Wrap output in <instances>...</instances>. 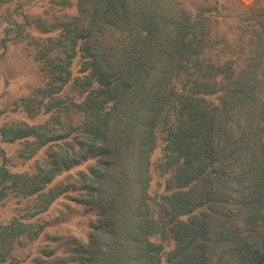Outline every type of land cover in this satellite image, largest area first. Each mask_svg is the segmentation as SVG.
<instances>
[{
	"label": "rangeland",
	"instance_id": "obj_1",
	"mask_svg": "<svg viewBox=\"0 0 264 264\" xmlns=\"http://www.w3.org/2000/svg\"><path fill=\"white\" fill-rule=\"evenodd\" d=\"M144 7L151 20L132 18L130 10L126 21L105 0H0V264H86L94 251L103 232L88 195L92 183L83 175L96 167L86 143L97 115L86 105L97 97L98 119L104 120L120 90V73L115 64L107 66L110 54L139 44L140 30L158 42L146 51L154 59L160 44L166 48L163 36L172 26L191 24L193 47L181 66L172 64L160 88L165 92L160 101L169 103L161 104L163 112L187 95L201 97L194 104L212 111L213 119L228 118L224 129L237 149L231 162L251 160L241 146L248 138L250 151L264 160V114L250 119L234 92L246 71L264 78V0H159L155 11ZM172 14L182 19L172 20ZM102 64L113 91L102 92L107 86L98 74ZM170 119L161 114L154 130L151 197L166 193L167 183L176 184L161 170ZM222 143L214 139L209 145ZM153 199L149 206L157 218L160 206ZM149 240L162 243L160 259L169 264L174 241L156 232Z\"/></svg>",
	"mask_w": 264,
	"mask_h": 264
},
{
	"label": "trees",
	"instance_id": "obj_2",
	"mask_svg": "<svg viewBox=\"0 0 264 264\" xmlns=\"http://www.w3.org/2000/svg\"><path fill=\"white\" fill-rule=\"evenodd\" d=\"M129 4L133 5L132 18L146 21L151 19L145 4L155 11L159 0H105L118 18L127 17ZM171 18L182 19L175 14ZM167 22L170 21L165 17V27ZM190 25L174 27L169 23L172 27L163 36L166 48L160 44L159 58L154 59L146 51L154 49L158 42L148 37L150 33L133 30L140 43H132L127 52L112 51L107 63L115 64L114 69L120 73L116 79L120 90L104 120L98 119L96 109L101 106L96 103L97 97L89 98L91 104L86 107L97 118L89 124L87 136L91 143L86 145L96 167L83 178L92 183L88 195L91 205L99 211L103 234L86 264H163L159 254L162 243L157 245L149 240L155 232L163 241L172 239L175 243L169 252V264H264V160L250 151L251 143H245L253 138L241 145L246 146L251 158L245 156L247 165L231 162L237 149H232L236 144L224 129L228 118L216 121L212 111L194 104L201 97L190 95L179 101L178 107L172 106L169 113L163 112L161 106L169 104L160 101L165 94L160 89L166 83L165 75L172 64L181 66L184 53L193 47L188 37ZM261 43L255 42V46ZM102 67L103 64L98 74L107 85L102 92L113 91L110 73ZM239 81L241 86L234 92L245 101L249 118H258L264 114L263 76L246 71ZM161 114L171 117L170 125L164 127L166 167L161 170L171 175L176 184L167 183L166 193L151 197L150 160L157 141L154 130L163 121ZM214 139L222 141V145H209ZM153 198L158 199L160 206L157 218L152 217L149 206Z\"/></svg>",
	"mask_w": 264,
	"mask_h": 264
}]
</instances>
